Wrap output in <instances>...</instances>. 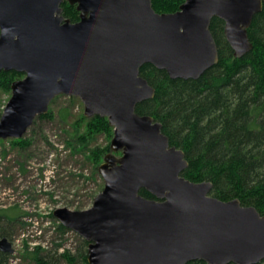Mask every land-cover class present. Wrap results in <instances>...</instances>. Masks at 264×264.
I'll use <instances>...</instances> for the list:
<instances>
[{"label":"water","instance_id":"95a60500","mask_svg":"<svg viewBox=\"0 0 264 264\" xmlns=\"http://www.w3.org/2000/svg\"><path fill=\"white\" fill-rule=\"evenodd\" d=\"M64 1L0 0V71L24 75L11 83L0 139L22 138L59 94L79 97L86 117L107 118L113 135L98 165L103 188L87 209L53 211L88 242L87 263L263 260L264 215L238 198L210 195V181L186 179L184 151L136 106L155 93L140 75L144 64L197 79L217 63L214 17L234 57L250 51L248 29L264 0H184L162 13L151 0H66L76 21L63 15ZM0 251H14L5 236Z\"/></svg>","mask_w":264,"mask_h":264},{"label":"trees","instance_id":"16d2710c","mask_svg":"<svg viewBox=\"0 0 264 264\" xmlns=\"http://www.w3.org/2000/svg\"><path fill=\"white\" fill-rule=\"evenodd\" d=\"M151 1L154 10L162 13L176 11L184 0ZM61 6L65 17L78 20L74 5L65 0ZM210 29L218 45L217 63L197 79L170 78L165 70L144 64L140 75L155 88V93L153 98L138 103L136 111L161 122L169 143L184 151L188 166L182 175L186 179L210 181L212 196L221 200L238 198L242 205L254 206L264 215V5L248 29L252 49L242 57L233 56L221 19L214 17ZM19 74L0 71V116L4 108L1 94L11 91V83ZM49 117L48 110L35 120ZM82 120L84 130L78 134L82 144L98 133L112 136L106 117L95 115ZM10 142L15 147L26 148L29 139ZM108 150V144L94 147L89 158L98 167ZM140 193L153 197L144 189ZM12 218L13 212L0 210V237H7V228L14 222ZM59 227L65 229L62 224ZM60 245L55 244L54 250ZM87 245L82 240V246L74 254L67 250L60 256L55 251L45 255L36 251L34 264H58L61 257L69 264H88ZM8 258V253L0 251V264H8ZM187 264L207 263L195 260ZM257 264H264V259Z\"/></svg>","mask_w":264,"mask_h":264},{"label":"rangeland","instance_id":"374dc122","mask_svg":"<svg viewBox=\"0 0 264 264\" xmlns=\"http://www.w3.org/2000/svg\"><path fill=\"white\" fill-rule=\"evenodd\" d=\"M23 77L19 74L16 79ZM10 95L11 91L1 94L4 105ZM49 113L51 117L35 120L22 137L29 139L26 148L13 146L12 138L0 139V210H9L14 216L7 228L14 249L8 264H34L36 251L43 255L53 252L57 243L61 244L57 256L67 250L74 254L84 239L68 228L61 230L53 211L60 207L87 209L103 188L89 152L109 145L112 136L98 133L86 144L80 142L82 119L90 117L84 115L79 97L57 95ZM58 264L69 263L61 257Z\"/></svg>","mask_w":264,"mask_h":264},{"label":"flooded vegetation","instance_id":"af4514ba","mask_svg":"<svg viewBox=\"0 0 264 264\" xmlns=\"http://www.w3.org/2000/svg\"><path fill=\"white\" fill-rule=\"evenodd\" d=\"M74 7L76 8V5H74ZM64 15V14H63Z\"/></svg>","mask_w":264,"mask_h":264}]
</instances>
